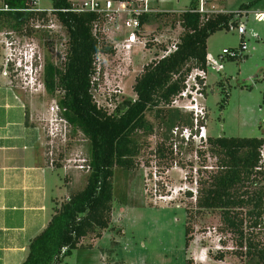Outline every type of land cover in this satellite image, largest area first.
<instances>
[{
	"label": "rangeland",
	"instance_id": "rangeland-1",
	"mask_svg": "<svg viewBox=\"0 0 264 264\" xmlns=\"http://www.w3.org/2000/svg\"><path fill=\"white\" fill-rule=\"evenodd\" d=\"M69 1L78 4L81 0ZM191 2L158 0L159 8L172 14L143 25L146 46L136 45L127 54L116 49H102L97 54L92 93L99 106L112 112L124 96L136 98V78L148 63L179 41L183 32L179 14L188 10ZM4 3L0 0V8ZM242 4H250L248 14L240 19L245 26L243 36L235 26L212 34L207 41L208 53L216 59L223 50L239 48L242 40L246 50L242 58L226 59L222 71L208 69L204 98L199 100L206 113L200 122L206 126V139L186 141L181 136L186 127L194 129L195 116L184 107L185 100L177 104L172 100L162 107L160 117L151 116L154 130L143 137L145 145L137 166L115 168L109 229L99 237L84 238L62 264H247V238L264 248V219L257 227H251L249 219L244 221L245 238L240 245L239 234L224 228L219 210L200 209L197 204L201 182L217 170L218 157L208 150L210 137L264 138V18H256L264 12V0H208L206 6L210 14L235 13ZM39 6L52 9L53 1L39 0ZM100 25L97 35L102 48L108 44L113 48L126 37L125 30L116 34L111 23ZM68 41L66 27L49 11L45 17L26 22L20 33L0 32V105L13 101L20 106L24 117L18 130H30L27 137L38 150L39 161L54 169L78 163L80 158L90 159L87 138L55 116L62 113L61 107L57 109L60 91L49 94L44 85L45 65L64 66ZM29 49L36 52L33 73L27 63ZM189 65L195 69L194 63ZM261 154L264 171V146ZM76 170L78 177L69 195L87 183L88 173ZM54 176L66 195L64 171ZM257 180L264 183V174ZM64 198L56 204L67 200Z\"/></svg>",
	"mask_w": 264,
	"mask_h": 264
},
{
	"label": "trees",
	"instance_id": "trees-1",
	"mask_svg": "<svg viewBox=\"0 0 264 264\" xmlns=\"http://www.w3.org/2000/svg\"><path fill=\"white\" fill-rule=\"evenodd\" d=\"M52 1L53 13L66 27L69 41L64 66L50 62L45 65L44 85L49 94L60 91L61 115L89 141L91 171L86 186L60 203L48 225L30 241L27 257L21 264H62L84 238L99 237L103 230L109 229L115 168L137 166L136 159L145 145L143 137L146 139L154 130L150 117H160L162 107L182 91L192 70L190 62L194 68H206L208 38L230 29V25H238L234 13H200L198 0H192L189 9L179 14L183 32L177 49L148 63L134 83L136 98L124 96L109 112L95 102L92 93L97 54L102 49L113 50L109 44L102 48L94 33L98 17L89 12H63L61 9L70 8L72 3ZM4 4L9 9L0 8V32L20 33L30 19L47 15V11L28 10L32 8V0H5ZM249 5L242 4L240 9ZM170 14L142 16V25ZM208 141V150L218 157L217 170L201 182L197 204L200 209L219 210L224 228L238 233L243 245L244 221L249 219L251 227H257L264 219V183L257 180L258 175L264 174L261 154L264 138L219 136ZM246 256L247 264H264V248H258L250 238L246 239Z\"/></svg>",
	"mask_w": 264,
	"mask_h": 264
},
{
	"label": "crops",
	"instance_id": "crops-1",
	"mask_svg": "<svg viewBox=\"0 0 264 264\" xmlns=\"http://www.w3.org/2000/svg\"><path fill=\"white\" fill-rule=\"evenodd\" d=\"M23 117L13 101L0 105V264L26 259L30 241L48 225L59 207L56 202L68 199L78 177L76 168L54 169L39 161L27 137L30 130H18ZM62 170L66 195L54 179Z\"/></svg>",
	"mask_w": 264,
	"mask_h": 264
},
{
	"label": "built area",
	"instance_id": "built-area-1",
	"mask_svg": "<svg viewBox=\"0 0 264 264\" xmlns=\"http://www.w3.org/2000/svg\"><path fill=\"white\" fill-rule=\"evenodd\" d=\"M198 3L199 6L197 11H199L200 13L210 14L206 6L208 0H198ZM4 9L8 10V5H5ZM28 10H32L35 12L49 11L53 13L55 9L41 8L39 6V0H32V8ZM61 11L94 13L99 19V21L94 25L95 34H97L98 28L102 26L100 25L101 23H111V26L116 34H120L121 31L125 30L126 37L115 44V46L113 47L114 51L116 49L118 52H122L124 54H127L126 52H131L136 45L143 44L146 46L145 40L142 39L144 38L142 35V16L167 12L159 8L158 0H81L78 4L72 3V6L70 8L61 9ZM234 14L238 18V25L236 26L238 27V32L243 36V34L245 33V26L244 24H241L240 19L243 15H247L248 12L246 9H239L238 12H235ZM256 18H258L259 20L263 19L264 12L257 13ZM234 27L235 25H230V29ZM174 43L171 44V46H169L166 50H164L161 58L166 57L171 52L177 49V42L175 44ZM245 50L246 43L243 40L242 45L239 48H229L227 50H223L218 54L217 59L208 54V62L206 68L197 67L187 75L182 91L173 99L174 104L185 100L186 103L184 107L190 110L189 112L193 113V115L195 116L194 129L186 127L184 129L185 131L181 133V136L186 141H191L192 139H206V126L205 124L200 123L205 119L206 113L204 111V106L199 103V100L204 98V87L206 86L208 69H212L217 72L222 71L224 69L223 62L226 59L242 58L243 51ZM10 60L11 58L9 56L6 61L7 65H9V63L11 62ZM20 64L21 63H19V65ZM28 67H32L31 63L28 65ZM57 109H60L59 105ZM52 110H55V108L52 107ZM55 116H58L59 120L67 124V121L63 118L62 115L60 116L58 113H55ZM50 134L54 136L55 132L53 128H51ZM65 167H73L86 173H89L91 171V165L87 158H80L78 163H74L73 165H66Z\"/></svg>",
	"mask_w": 264,
	"mask_h": 264
},
{
	"label": "clouds",
	"instance_id": "clouds-1",
	"mask_svg": "<svg viewBox=\"0 0 264 264\" xmlns=\"http://www.w3.org/2000/svg\"><path fill=\"white\" fill-rule=\"evenodd\" d=\"M30 50V49H29ZM36 52L34 51V49H31L30 50V56L27 60V63H31L32 67L29 68L31 70V73L34 72V70L37 68V65H36ZM207 137V136H206Z\"/></svg>",
	"mask_w": 264,
	"mask_h": 264
}]
</instances>
